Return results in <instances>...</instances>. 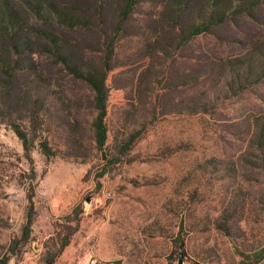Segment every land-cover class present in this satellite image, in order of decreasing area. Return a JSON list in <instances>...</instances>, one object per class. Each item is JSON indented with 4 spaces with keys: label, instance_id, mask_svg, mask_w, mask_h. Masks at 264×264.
Segmentation results:
<instances>
[{
    "label": "rangeland",
    "instance_id": "obj_1",
    "mask_svg": "<svg viewBox=\"0 0 264 264\" xmlns=\"http://www.w3.org/2000/svg\"><path fill=\"white\" fill-rule=\"evenodd\" d=\"M159 9L143 0L115 44L105 150L114 151L133 129L140 133L122 162L102 175L106 161L91 139L69 134V121L86 127L91 119L89 108L72 104L86 86L33 53L59 82L42 117L54 155L47 158L35 143L31 162L0 120V264H43L58 233L75 226L69 219L77 204V229L54 264H167L168 255L177 256L172 239L181 224L184 252L174 264H252L264 251V151L254 135L256 117L264 116V79L235 94L228 74L214 69L264 38V4L253 10L256 18L239 16L177 51L168 48L170 56L147 46ZM157 26L160 39L174 36L168 25ZM66 34L86 59L99 62L101 28ZM193 74L195 82L176 84ZM27 80L23 72L20 85ZM56 95L71 97L68 108ZM194 101L205 109L191 111ZM30 184L32 222L23 239ZM224 219L227 232L218 227ZM235 247L247 253L244 260Z\"/></svg>",
    "mask_w": 264,
    "mask_h": 264
},
{
    "label": "trees",
    "instance_id": "obj_2",
    "mask_svg": "<svg viewBox=\"0 0 264 264\" xmlns=\"http://www.w3.org/2000/svg\"><path fill=\"white\" fill-rule=\"evenodd\" d=\"M143 0H0V120L10 126L20 140L24 155L32 162L31 150L38 143L40 150L47 157L54 155L49 137L45 135L48 123L42 117L49 111L47 101L52 94L53 85L59 86L58 79L53 80L45 71L48 67L33 57V53L44 55L51 60L50 65L62 69L71 81L83 83L87 88L85 96H75L73 107H87L91 110V119L86 127H81L78 120L69 121V134L72 138L83 135L91 139L95 149L102 153L106 161L101 165L100 175L109 165L122 162L126 150L130 148L140 133L133 129L125 139L113 145L114 151L105 150L108 129L105 123L109 89L106 83L109 71L114 68L112 62L117 40L127 30V21L135 8ZM159 5L154 17L155 31L148 43L149 53L159 51L172 55L168 48L177 51L195 37L211 33L235 18L247 15L256 18L253 10L264 0H149ZM157 24L171 27L174 36L170 39L159 38ZM158 27V28H157ZM101 28L103 39L99 42V62L86 59L79 52L78 45L67 31ZM32 54V55H31ZM211 68V67H210ZM221 73L228 74V88L236 94L251 84L264 79V38L252 41L251 47L243 55L219 60L214 67ZM50 71V70H49ZM27 74L25 86L20 85V76ZM187 78H177L176 84H187L198 80L193 74ZM58 83V84H57ZM55 93V92H54ZM53 93V94H54ZM58 93V92H56ZM53 99L65 103L71 97L56 95ZM65 98V99H64ZM190 107L191 111L205 109L198 101ZM192 104V101H191ZM65 108H68L65 103ZM201 108V109H200ZM15 114H18L14 117ZM26 122L25 126L21 124ZM254 135L259 149L264 151V116L256 117ZM34 185L27 191L29 217L22 238L29 235L32 222ZM81 207H73L69 222L74 227L66 226V232L58 233L53 245L42 257L43 264H54L56 258L70 244L71 236L77 229ZM227 219L218 227L227 232ZM182 224L172 244L177 256L168 255L167 264H174L183 250ZM237 254L244 260L247 253L235 247ZM264 258V251L255 253L252 264ZM4 262V261H2ZM242 264H245L242 261Z\"/></svg>",
    "mask_w": 264,
    "mask_h": 264
},
{
    "label": "crops",
    "instance_id": "obj_3",
    "mask_svg": "<svg viewBox=\"0 0 264 264\" xmlns=\"http://www.w3.org/2000/svg\"><path fill=\"white\" fill-rule=\"evenodd\" d=\"M256 264H264V258L260 260L259 262H257Z\"/></svg>",
    "mask_w": 264,
    "mask_h": 264
}]
</instances>
